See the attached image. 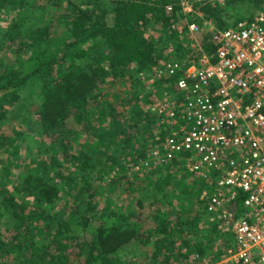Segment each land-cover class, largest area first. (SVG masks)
<instances>
[{
	"label": "trees",
	"instance_id": "trees-1",
	"mask_svg": "<svg viewBox=\"0 0 264 264\" xmlns=\"http://www.w3.org/2000/svg\"><path fill=\"white\" fill-rule=\"evenodd\" d=\"M225 2L232 8L244 3L258 7L264 0ZM11 7L18 9V16L16 20L12 19L6 33H0V148L7 141L4 123L16 115V105H24L22 95L34 89L32 97L40 102V109L36 113L37 118L31 122L49 138L48 148H55L47 156L54 161L55 170L59 168L54 179L62 181L63 189L68 190L73 199L82 195L85 188L90 190L87 180L78 186V179L84 180V172L117 173L122 169L125 157L133 154L137 156V159H132L134 166H138L157 144L156 138L167 135V126L158 127V116L148 106L151 96L155 92L160 94V86L166 84L171 86L168 89L174 88V78L156 81L155 91L151 90L142 96L143 100L136 98L133 102L129 99L125 103H108L103 100L101 89L109 83L122 84L125 80L134 79V73H145V78L150 79L153 66L171 59L160 55L158 59L152 55L153 42L146 37L144 30L153 20L166 22L172 16L166 15L164 8L149 6V0H0V9ZM207 7L203 5L199 11L208 14ZM48 9L54 10L57 16L50 17L45 25H39ZM172 12L178 16L175 6ZM171 23L169 31L173 36L178 34L175 38L179 39L181 34L175 28L176 23ZM236 24L222 23L223 26L218 28ZM207 42L201 47L211 52L213 47ZM185 50V56L178 58L174 55L173 59L184 60L193 51L187 46ZM5 52L16 55L14 62L9 56H1ZM194 56H200L199 52H194ZM78 58L83 64H76L75 59ZM68 61L72 64L65 67ZM66 173L68 176L65 177ZM182 175L183 181L176 174L170 177V173L162 177L148 173L141 179L159 191L163 189L160 186L168 184L172 193L179 194L180 189L186 192L191 186L187 175ZM24 181L21 194L33 198L32 201L20 197L21 194H6L0 202V264H9L10 261L16 264H50L54 259L48 250L51 243H54L53 247L61 244V239L71 234V225L77 221L80 224L89 221L82 210L91 211L93 208L90 201L88 205L74 202L71 212L65 213L64 207L54 214L52 210L57 208L55 203L62 189L41 178ZM191 190L196 193L191 208L197 203L203 205L205 200L201 197L204 193L208 195L204 186L201 189L195 185ZM161 198L165 203L166 192ZM186 199L191 201V194ZM241 208L240 200L231 209L233 217L239 216ZM205 213L197 212L195 220H203ZM188 216L194 218L192 213ZM38 221H43L45 227L42 225L40 228ZM186 222L188 220L184 218L179 219L178 226L184 228ZM140 227L137 223H115L98 228L95 240L88 244L93 247L88 251L86 264H108L111 261L108 257L140 236ZM81 228L85 231V224H81ZM81 237L73 240H82L84 232ZM56 249H59L58 245Z\"/></svg>",
	"mask_w": 264,
	"mask_h": 264
},
{
	"label": "rangeland",
	"instance_id": "rangeland-1",
	"mask_svg": "<svg viewBox=\"0 0 264 264\" xmlns=\"http://www.w3.org/2000/svg\"><path fill=\"white\" fill-rule=\"evenodd\" d=\"M203 5L208 6V14L199 11ZM149 6L160 10L164 8L165 14L172 16V19L166 22L153 20L149 25L147 24L144 30L146 37H149V40L153 42L152 55L158 59L160 56H168L171 58L170 60H173L174 55L178 58L181 55L185 56L187 45L184 43L187 41L188 43L194 41L200 46H204L207 37V43L211 40V30L223 26L222 23L232 25L238 22H247L260 15L264 16V3L258 7H254L251 3H244L232 8L226 4L225 0H149ZM174 6L178 16L174 15L172 11L169 12L170 14L167 12L168 7L173 9ZM17 11L18 9L13 7L8 10L0 9V33H6L5 31L12 24V19L16 20ZM54 16H57L55 11L48 9L44 14L43 22L38 24L45 25L50 17L54 18ZM181 20L198 23L200 31L193 35L185 33L179 36V39L175 38V35L178 34L173 36L169 31V26L171 22L174 25ZM1 56H9L8 58L12 62L16 59V55L12 53L5 52ZM169 61L165 60V62ZM75 62L83 64L81 58L75 59ZM71 64L72 62L68 61L65 67L71 66ZM76 66L74 64V67ZM158 66L161 65L156 64L151 68L152 75ZM136 75L137 73H134V79L125 80V83H109L102 88L103 100H107L108 103H120L121 101L125 103L129 99L132 102L136 98L142 99L145 93L151 91L153 83L149 78H145V73ZM33 92L35 90L30 89L29 92L22 95L24 105L19 107L16 105V115L3 125L7 141L0 148V202L3 201L6 194L15 196L21 194L25 179L41 178L47 183L51 181L53 184H57L59 189H62L59 192L60 198H57L55 203L57 208L52 210V213L55 214L56 210L60 211L64 207L66 208L65 213L71 212L70 207L76 202L88 205L90 201L93 208L91 211L82 210V214L85 213L84 216L89 218V221L81 223L85 224V231H82L81 224L77 221L80 226L72 224L71 234L62 238L61 244H56V247H53L54 243H51L48 250L54 259L50 264H86L88 251L93 247L88 244L95 240L96 230L100 227L112 226L115 223L140 224V236L117 254L108 257V261L111 260L108 264H218L226 257L234 242L233 235L230 234L224 220H214L213 216L204 212V204L199 206L197 203L191 208L192 201L196 200L194 199L196 193L191 190L195 185L188 181V184L191 185L188 191L181 192L180 189L179 194L178 192L172 193V187L168 184L160 186L163 188L162 191L155 189L153 185H149L150 183L141 179L139 172L132 169L133 160L137 159L135 154L125 157V163L122 169L117 170V173L115 171L104 172L105 174L99 171L84 172V180L78 179V186L81 187L87 180L86 184L89 185L90 190L85 188L82 195L75 196L73 199L70 192L63 189L62 181L54 179L55 172L59 168L57 167L55 170L54 161L47 159V156L53 153L55 148H48L49 138L42 134L41 128L38 129V126L31 122L37 118L36 113L40 109V102L32 97ZM11 111L14 112V109L12 108ZM12 112L10 114L14 115ZM174 175V173H170V177H174ZM66 176L68 173L65 174ZM176 177H180V180L183 181L181 172L177 173ZM67 185L68 183H66ZM82 188L84 187L82 186ZM163 191L166 192L165 203L161 198ZM72 194L74 193L72 192ZM188 194L192 196L191 201L186 199ZM22 198L28 201L33 200L30 197L26 198L25 195ZM157 199L158 202H155ZM197 212L205 213V218L195 220ZM190 213L194 218L188 216ZM183 218L188 220L184 228L178 226L179 219ZM36 223L42 228L43 221ZM83 232L85 237L82 240H73L77 236L81 237ZM37 233L40 234L39 231ZM39 241L44 242L41 238ZM57 245L59 251L56 249ZM55 249L56 251H54ZM9 264L16 263L10 261Z\"/></svg>",
	"mask_w": 264,
	"mask_h": 264
},
{
	"label": "built area",
	"instance_id": "built-area-1",
	"mask_svg": "<svg viewBox=\"0 0 264 264\" xmlns=\"http://www.w3.org/2000/svg\"><path fill=\"white\" fill-rule=\"evenodd\" d=\"M175 28L181 35L201 29L187 20ZM211 33V52L187 42L190 56L161 63L150 77L152 91L174 78L173 89L157 84L148 106L167 135L131 167L140 177L181 171L204 186L206 214L224 220L234 240L218 264H264V16Z\"/></svg>",
	"mask_w": 264,
	"mask_h": 264
}]
</instances>
